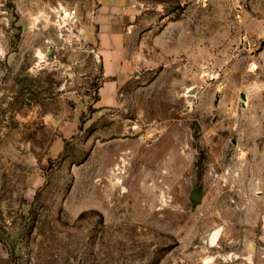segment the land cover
I'll use <instances>...</instances> for the list:
<instances>
[{
  "label": "rangeland",
  "instance_id": "obj_1",
  "mask_svg": "<svg viewBox=\"0 0 264 264\" xmlns=\"http://www.w3.org/2000/svg\"><path fill=\"white\" fill-rule=\"evenodd\" d=\"M126 1L99 109L95 0H0V264H264V0Z\"/></svg>",
  "mask_w": 264,
  "mask_h": 264
},
{
  "label": "crops",
  "instance_id": "obj_2",
  "mask_svg": "<svg viewBox=\"0 0 264 264\" xmlns=\"http://www.w3.org/2000/svg\"><path fill=\"white\" fill-rule=\"evenodd\" d=\"M90 9L86 13L80 8L82 16L88 15L89 20L77 22L81 24L83 38L94 50L105 79L95 107H116L118 89L131 72L127 40L133 10L126 0H95Z\"/></svg>",
  "mask_w": 264,
  "mask_h": 264
},
{
  "label": "built area",
  "instance_id": "obj_3",
  "mask_svg": "<svg viewBox=\"0 0 264 264\" xmlns=\"http://www.w3.org/2000/svg\"><path fill=\"white\" fill-rule=\"evenodd\" d=\"M60 13L58 14L59 15V19L61 21H64V19L67 21V20H74L75 17L77 16V12L76 10H71V11H66L65 9H61L59 11Z\"/></svg>",
  "mask_w": 264,
  "mask_h": 264
},
{
  "label": "water",
  "instance_id": "obj_4",
  "mask_svg": "<svg viewBox=\"0 0 264 264\" xmlns=\"http://www.w3.org/2000/svg\"><path fill=\"white\" fill-rule=\"evenodd\" d=\"M193 200L196 202V203H199L200 202V197L198 195H194L193 197ZM215 234L216 232L213 233L212 237H211V243H213V239L215 237Z\"/></svg>",
  "mask_w": 264,
  "mask_h": 264
},
{
  "label": "bare ground",
  "instance_id": "obj_5",
  "mask_svg": "<svg viewBox=\"0 0 264 264\" xmlns=\"http://www.w3.org/2000/svg\"><path fill=\"white\" fill-rule=\"evenodd\" d=\"M219 236H220V231L218 230V231H216L215 237L213 239V243L215 240H217L219 238Z\"/></svg>",
  "mask_w": 264,
  "mask_h": 264
}]
</instances>
